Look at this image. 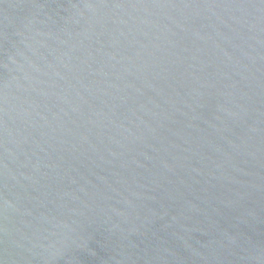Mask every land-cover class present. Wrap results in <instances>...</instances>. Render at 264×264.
Returning a JSON list of instances; mask_svg holds the SVG:
<instances>
[{
	"label": "water",
	"instance_id": "water-1",
	"mask_svg": "<svg viewBox=\"0 0 264 264\" xmlns=\"http://www.w3.org/2000/svg\"><path fill=\"white\" fill-rule=\"evenodd\" d=\"M0 264H264V0H0Z\"/></svg>",
	"mask_w": 264,
	"mask_h": 264
}]
</instances>
